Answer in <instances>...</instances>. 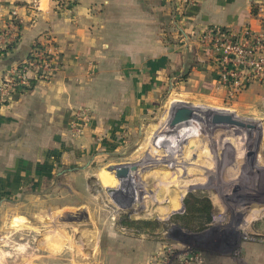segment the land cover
Segmentation results:
<instances>
[{
    "label": "crops",
    "instance_id": "crops-1",
    "mask_svg": "<svg viewBox=\"0 0 264 264\" xmlns=\"http://www.w3.org/2000/svg\"><path fill=\"white\" fill-rule=\"evenodd\" d=\"M255 5L254 0H76L71 6L55 0H0V12L17 8L22 21L20 41L0 58V80L6 68L22 60L45 34L57 42L61 56L54 77L34 81L0 108V210L27 197L51 194L58 174L67 181L61 188L69 185L72 194L82 198L88 189L79 166L98 146H113L124 130L146 129L148 118L160 116L163 108L168 116L173 103L223 104L226 97L217 86V62L201 45L199 34L213 26L233 30L258 26L261 16L253 12ZM257 85L248 86L232 106ZM80 107H88L92 114L78 145L70 138L68 125ZM95 138L101 141L92 145ZM74 145L85 150L83 158L74 156ZM21 196L20 202L12 200ZM223 204L218 198L213 203L216 211H222ZM37 210L42 214L46 208ZM259 219L241 228L264 233V218ZM101 227L97 237H81L80 253L87 250L84 244H92L85 264H161L155 255L159 240L113 233L107 243L104 224ZM204 231L196 233L202 236ZM7 235L6 226L0 224V243ZM1 249L0 264H11ZM207 250L210 264L236 260H241L236 264H264L260 242H243L239 259L216 246ZM48 258L45 264H58L57 258ZM67 262L73 264L71 259Z\"/></svg>",
    "mask_w": 264,
    "mask_h": 264
},
{
    "label": "rangeland",
    "instance_id": "rangeland-1",
    "mask_svg": "<svg viewBox=\"0 0 264 264\" xmlns=\"http://www.w3.org/2000/svg\"><path fill=\"white\" fill-rule=\"evenodd\" d=\"M55 1L56 4L67 5L71 0ZM256 87L236 106H232L231 102L184 101L194 106L233 112L238 118L256 125L252 134L245 130L235 132L232 128L228 131L224 127H213L208 121V113L204 121H192L173 129L166 123L167 110L163 108V116L160 114L144 122L146 129L143 127L133 133L124 130L113 146L90 149L94 152L83 158L85 150L76 148L87 127L75 134L68 125L70 138L78 144L74 145L73 154L83 158L79 171L88 194L84 193L79 198L72 194L69 185L62 189L67 181L58 174L55 187L49 188L48 193L51 194L37 198H12L15 203L23 199L24 202L15 206L10 204L0 210V224L8 230L7 237L0 243L6 261L11 264H21L20 260L24 264H45L49 262V256L57 258L58 264H69L67 261L70 259L73 264H85L92 255V244H84V250H87L80 253L83 247L81 237H97V227L102 228L103 224V236L107 243L114 233L116 237L157 239L162 243L157 253L165 252L171 244L173 264H177L181 252L190 255L199 253L210 264L209 246L228 250L229 254L239 259L241 244L256 242L242 236L250 231L241 226L264 218V206L255 207L264 204V86L258 84ZM100 141L95 138L91 144L96 145ZM248 149L255 154L247 155ZM119 164H130L135 169L125 176L116 177L109 167ZM235 167L238 172H235ZM66 168L71 169L72 166ZM73 171L77 170L73 168ZM188 188L203 190L213 203L217 198L224 202L223 210L215 212L224 213L225 218L211 224L214 226L207 228L202 236L170 220L173 214L185 211L183 197ZM42 208H46L45 212L38 214L37 209ZM124 218H155L165 222L166 227L149 230L124 225ZM29 223L30 226H27ZM50 223L54 227L50 228ZM156 259L161 261L159 256ZM161 264L164 263L161 261Z\"/></svg>",
    "mask_w": 264,
    "mask_h": 264
},
{
    "label": "built area",
    "instance_id": "built-area-1",
    "mask_svg": "<svg viewBox=\"0 0 264 264\" xmlns=\"http://www.w3.org/2000/svg\"><path fill=\"white\" fill-rule=\"evenodd\" d=\"M257 14L261 16L258 26L247 25L241 30L213 26L207 27L199 34L201 45L212 52L217 62V86L224 90L225 102L233 103L232 100H236L251 84L264 86V2L258 3ZM0 19L1 58L20 41L22 21L17 8L10 9L6 14L0 12ZM60 68V50L54 38L50 34L37 38L27 55L4 71L0 80V108L9 104L18 93L28 90L34 81L54 77ZM89 114V109L78 108L69 120L71 131L75 134L81 133L88 125ZM248 151L249 149L246 153ZM224 218V213L214 212L212 224ZM242 236L250 241L264 243V234L244 232ZM172 252V246L169 244L165 252H158L156 256H159L164 264H173ZM181 253L177 264H207L199 253Z\"/></svg>",
    "mask_w": 264,
    "mask_h": 264
},
{
    "label": "water",
    "instance_id": "water-1",
    "mask_svg": "<svg viewBox=\"0 0 264 264\" xmlns=\"http://www.w3.org/2000/svg\"><path fill=\"white\" fill-rule=\"evenodd\" d=\"M257 3H262L264 0H254ZM208 110H202L199 106H194L185 102L173 103L168 112L166 123L173 129L181 128L184 125L190 124L192 121H204L206 120ZM208 121L213 127H224L228 131L231 128L235 132H242L245 130L248 133H253L256 125L251 122H247L238 118L236 114L228 110L221 109H209ZM255 153L253 150H249L247 155L251 156ZM109 169L114 173L116 177L127 175L135 166L128 164L111 165ZM188 188L186 193L190 191ZM185 193V194H186ZM184 198V197H183ZM184 206V202H183ZM199 233V232H198Z\"/></svg>",
    "mask_w": 264,
    "mask_h": 264
},
{
    "label": "trees",
    "instance_id": "trees-1",
    "mask_svg": "<svg viewBox=\"0 0 264 264\" xmlns=\"http://www.w3.org/2000/svg\"><path fill=\"white\" fill-rule=\"evenodd\" d=\"M76 0L69 2V6ZM257 13V6L253 8ZM185 211L171 216V221L179 224L189 231L200 232L209 228L212 224V216L215 212L214 205L208 193L203 190H190L183 198ZM122 224L129 226L143 227L147 229H157L166 227V223L155 218H140L137 220L122 219Z\"/></svg>",
    "mask_w": 264,
    "mask_h": 264
},
{
    "label": "bare ground",
    "instance_id": "bare-ground-1",
    "mask_svg": "<svg viewBox=\"0 0 264 264\" xmlns=\"http://www.w3.org/2000/svg\"><path fill=\"white\" fill-rule=\"evenodd\" d=\"M180 170L182 171L183 170V168L182 167H180ZM235 172H238V170H237V168L235 167ZM239 176V175H238ZM180 179H182L181 177H180ZM262 207V206H264V204H257V206H255V207Z\"/></svg>",
    "mask_w": 264,
    "mask_h": 264
}]
</instances>
